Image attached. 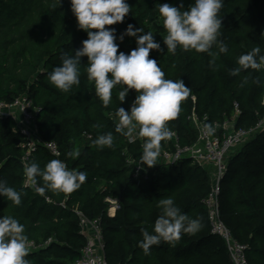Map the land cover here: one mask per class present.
Listing matches in <instances>:
<instances>
[{
	"label": "trees",
	"instance_id": "obj_1",
	"mask_svg": "<svg viewBox=\"0 0 264 264\" xmlns=\"http://www.w3.org/2000/svg\"><path fill=\"white\" fill-rule=\"evenodd\" d=\"M126 2L130 12L123 22L106 26L116 30L118 54L136 48L135 37L119 40L129 24L151 31L163 51L151 50L149 58L157 61L166 79H182L191 89L178 116L168 122L182 144L197 138L188 118L192 109L206 114L207 123L212 124L231 118L236 103L240 113L235 126L245 129L264 118V68L230 75L239 67L241 55L256 47L264 55V0H223L219 39L228 52L220 54L213 67L207 53L181 47L170 53L163 43L167 31L160 4L179 7L182 3L186 10L194 0ZM85 39L87 33L79 29L70 0H61L60 5L58 0H0V100L11 102L22 95L32 99L40 137L54 141L61 152L56 158L38 146L27 163L35 161L43 169L59 159L69 170L87 174L84 184L72 193L47 190L43 196L38 194L34 186L25 184L21 160L25 138L11 117L0 116V180L21 193L19 206L0 196V217L17 219L25 226L28 241L39 245L26 259L30 264H72L85 244L77 209L89 219H100L108 264H232L223 240L211 231L203 203L211 193L209 168L183 159L136 173L145 138L129 142L116 132L117 109L130 110L136 90H129L120 103L118 94L125 86L117 85L110 104L103 106L94 82L87 78L86 56L81 59L79 87L64 93L49 82L48 73L61 65L62 53L74 55ZM108 132L113 134L111 147L93 145L98 135ZM165 146V140L161 141L160 151ZM77 148L78 158L67 155ZM231 151L220 181V200H225L221 216L233 237L246 245L248 264H264V129ZM37 180V186L44 185L42 178ZM107 196L119 203L112 216L107 214ZM169 197L182 213L199 218L202 227L195 234L182 233L174 246L161 241L145 254L139 247L141 230L153 232L161 214L158 201Z\"/></svg>",
	"mask_w": 264,
	"mask_h": 264
},
{
	"label": "clouds",
	"instance_id": "obj_2",
	"mask_svg": "<svg viewBox=\"0 0 264 264\" xmlns=\"http://www.w3.org/2000/svg\"><path fill=\"white\" fill-rule=\"evenodd\" d=\"M58 2L60 5L61 0ZM70 5L79 29L87 33V39L82 41L79 49L74 50V55L62 53L61 65L48 73L49 82L64 93L71 92L74 86L79 87L81 59L86 56L87 78L94 82L95 93L103 106L110 104L112 90L117 85L125 86L118 94L120 103L125 101L129 90H136L138 94L130 110L126 111L123 107L117 109L119 122L116 132L128 137L130 142L134 136L145 138L139 156L140 165L148 168L157 165L161 141L171 137L168 122L178 116L181 102L189 97L191 89L185 86L182 79H166L157 61L149 58L151 50L163 51L151 31L145 32L144 28H134L129 24L119 40L122 42L125 36L135 37L136 48L128 54H118L116 30L106 26L123 22L130 12L126 0H70ZM222 7L223 0H194L186 10L182 3L179 7L160 4L159 13L167 31L163 37L167 51L175 53L181 47L184 51L207 53L211 57L209 66L213 67L218 56L228 52L227 45L219 39L222 28L219 12ZM214 47L216 51H213ZM260 52L261 49L256 47L241 55L237 60L239 67L232 69L230 75L237 76L248 69L261 70L264 55ZM201 131L212 136L216 129L211 123H205ZM112 144L111 132L100 134L93 141L98 149L111 147ZM67 155L75 159L81 153L77 148ZM24 175L42 196L47 190L72 193L87 179L85 172L69 170L59 159L49 161L43 169L35 161L27 163ZM38 177L42 178L43 186H37ZM0 196L14 205L21 204V193L4 180H0ZM157 206L161 214L155 220L153 232L141 230L143 239L139 247L145 254H149L151 247L161 241L174 246L182 233L195 234L202 227L199 218L182 213L171 197L160 199ZM28 240L25 226L17 219L5 215L0 217V264H30L26 259L29 255Z\"/></svg>",
	"mask_w": 264,
	"mask_h": 264
},
{
	"label": "built area",
	"instance_id": "obj_3",
	"mask_svg": "<svg viewBox=\"0 0 264 264\" xmlns=\"http://www.w3.org/2000/svg\"><path fill=\"white\" fill-rule=\"evenodd\" d=\"M35 112L36 109L33 106L32 99L28 98L26 95H22L11 102L0 100V116L11 117L16 122L20 133L25 138L23 143L24 151L21 157L24 165L27 164L30 156L36 151L38 146L44 147L56 158H59L61 155L54 141L45 140L40 137L35 122ZM239 113L240 109L238 105L234 103L233 116L221 122H213L212 125L215 127L216 131L214 135L207 136L203 134L201 130L203 125L207 123L209 119L208 116L206 114L200 115L192 109L188 118L197 130V138L191 144H182L178 132L170 129L171 137L165 140L166 146L160 151V155L157 158V165L161 163H174L187 159L192 161V163L211 167L213 170L211 193L203 201L207 209V217L211 231L223 240L232 264H248L245 251L246 245L233 237L230 229L221 220V200L218 195L220 193V181L226 169V157L228 153L236 146L241 145L257 130L263 129L264 126V119L260 118L257 120L256 124L250 128L245 129L236 127L235 119ZM118 122L119 118H116V125ZM137 139L141 140L139 136H134L132 142ZM135 165L137 174L145 172V169H150L147 166L140 165V160L136 162ZM25 184L33 187L31 183L27 181V178ZM46 200L51 201L49 198H46ZM105 201L108 203L107 214L109 216L114 215L119 208L118 200L107 196L105 197ZM75 211L79 220L80 234L84 238L85 244L79 257H77L72 264H108L105 258L106 243L100 219H89L79 210L75 209ZM37 248H39V245L35 244L33 241H28L29 251H33Z\"/></svg>",
	"mask_w": 264,
	"mask_h": 264
},
{
	"label": "rangeland",
	"instance_id": "obj_4",
	"mask_svg": "<svg viewBox=\"0 0 264 264\" xmlns=\"http://www.w3.org/2000/svg\"><path fill=\"white\" fill-rule=\"evenodd\" d=\"M263 99H264V96H263ZM264 119V118H263ZM263 129H264V126H263ZM247 140V139H246ZM235 149V148H234ZM234 149H233V151H234ZM232 152V151H231ZM227 157H228V155H227ZM227 157H226V161H227ZM204 167H207V168H209V170H210V172H211V185H212V182H213V180H212V174H213V170L209 167V166H207V165H203ZM145 172H147V170L145 169L144 170ZM219 195V194H218ZM225 202V200H224V198H223V200H221V202H220V207L222 206V204ZM221 220L223 221V223H225V225L227 226V224H226V222H225V220H224V218L221 216ZM228 227V226H227ZM229 228V227H228ZM230 229V228H229Z\"/></svg>",
	"mask_w": 264,
	"mask_h": 264
}]
</instances>
